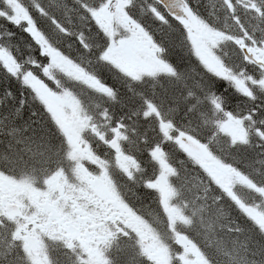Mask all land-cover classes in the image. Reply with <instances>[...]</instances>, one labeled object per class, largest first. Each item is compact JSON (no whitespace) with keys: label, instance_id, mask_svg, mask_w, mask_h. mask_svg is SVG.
I'll use <instances>...</instances> for the list:
<instances>
[{"label":"snow or ice","instance_id":"1","mask_svg":"<svg viewBox=\"0 0 264 264\" xmlns=\"http://www.w3.org/2000/svg\"><path fill=\"white\" fill-rule=\"evenodd\" d=\"M0 264H264V0H0Z\"/></svg>","mask_w":264,"mask_h":264}]
</instances>
